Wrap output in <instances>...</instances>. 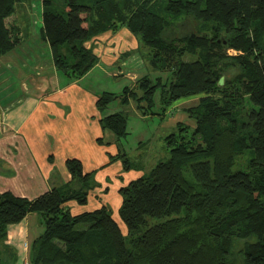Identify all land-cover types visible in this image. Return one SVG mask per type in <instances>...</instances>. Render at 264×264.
Here are the masks:
<instances>
[{
  "label": "trees",
  "instance_id": "trees-1",
  "mask_svg": "<svg viewBox=\"0 0 264 264\" xmlns=\"http://www.w3.org/2000/svg\"><path fill=\"white\" fill-rule=\"evenodd\" d=\"M23 1L0 0V56L22 42L16 6ZM42 1L41 36L69 77L97 62L86 41L126 26L158 74L142 76L123 101L129 96L154 112L159 92L164 113L178 99L199 100L186 109L194 124L179 123L165 137L169 157L119 189L126 233L107 206L71 212L67 202L86 204L98 182L69 158L63 186L32 199L0 191V242L10 225L38 212L44 231L31 246V264H264V0H166L159 8L154 0ZM186 15L201 33L167 38L173 18ZM115 97L101 94L99 109ZM101 124L128 134L124 112ZM112 158L132 166L126 153Z\"/></svg>",
  "mask_w": 264,
  "mask_h": 264
},
{
  "label": "crops",
  "instance_id": "crops-1",
  "mask_svg": "<svg viewBox=\"0 0 264 264\" xmlns=\"http://www.w3.org/2000/svg\"><path fill=\"white\" fill-rule=\"evenodd\" d=\"M23 5L21 27H27V32L20 27L22 56L17 51L19 45L2 56L5 59L1 63L17 78L4 74L0 81L4 89L0 94V191L35 198L68 183L71 174L66 160L78 158L84 172L95 171L98 185L90 190L86 204L75 200L67 202L71 212L79 214L107 206L120 223L119 209L123 199L119 189L146 172L140 162L134 164L131 161L122 142L126 135L118 137L112 130L104 129L101 118L124 112L128 120L124 104H130L135 112H140L131 97L123 101V93L128 88H135L147 72H125L122 63L132 50L141 46V42L127 27L94 36L85 42V46L97 55V62L81 77L71 78L57 67L49 42L41 36L43 19L38 38L27 42L33 32L30 30L31 14L26 3ZM45 44L50 54L47 61L40 53ZM62 51L67 52L64 47ZM120 78L130 82H122ZM115 81L117 83L112 85ZM104 92L114 93L117 97L99 109L97 101ZM198 100V96L185 97L170 107H174L175 113H187V124L193 125L186 109ZM184 103L187 105L182 108ZM179 123L185 122L174 118L170 126L177 129ZM100 138L103 141L100 142ZM120 152L129 157L130 169H124L121 158H112ZM148 155L151 156L149 152ZM43 231L42 217L36 212L28 213L21 222L10 225L7 237L0 242L2 263L29 264L31 246Z\"/></svg>",
  "mask_w": 264,
  "mask_h": 264
},
{
  "label": "rangeland",
  "instance_id": "rangeland-1",
  "mask_svg": "<svg viewBox=\"0 0 264 264\" xmlns=\"http://www.w3.org/2000/svg\"><path fill=\"white\" fill-rule=\"evenodd\" d=\"M58 2L57 0H55ZM155 3L154 5L156 7L162 6L164 3H166V0H154ZM26 3L29 12H30V30L33 32V37H28L27 42H33L36 38H38L37 32L40 30V25H41V17H42V6H43V1L42 0H26L23 1ZM23 2L17 4L16 9H17V15H18V20H17V25L21 27V22L23 18V13L24 11L22 10L24 5ZM22 4V5H21ZM23 11V12H22ZM22 12V13H21ZM20 14V16H19ZM28 18V17H27ZM173 24L172 26L166 31L165 35L167 38H175V37H181L184 35H190L193 32L201 33V30L199 29V25L196 23L195 20H193L191 17L186 16H180L178 18H173ZM24 26V25H23ZM122 26L119 29H122ZM23 28V27H21ZM27 27H24L23 29L25 30V33L27 32ZM118 29V30H119ZM202 30H205L203 28ZM22 34V32H21ZM44 45V44H43ZM21 45L17 48L18 53L22 56L21 53ZM62 47L67 50L69 47V44H64ZM228 54L233 55L237 54L238 51L234 49H228ZM42 55V59L48 60L50 54H49V49L45 44L44 50L40 51ZM5 55V54H4ZM2 55V56H4ZM0 56V57H2ZM193 57H191V54H186L184 59L189 60ZM5 57L0 58V81L3 80V75L5 76L9 75V77L12 78H17L16 74L13 75V71L8 70V68L5 65H2V60H4ZM124 63V64H123ZM122 63L123 70L125 72L131 71L134 72L135 74L140 72V71H145L147 73L150 72L153 76L155 74H158L156 70L153 69V67L150 65L148 56L146 55V51L142 46L136 47L134 50H132L129 55L126 56ZM237 73L236 69L233 70H228L226 71L225 75L228 77H233L234 74ZM8 77V76H7ZM163 77H166V74H163ZM121 80V78H120ZM122 82H130L127 79L121 80ZM117 82L115 81L116 84ZM3 86L2 83H0V94L3 91ZM160 99V94L159 92L156 93V104L154 105L153 111H147L145 112L144 109H138L140 112L133 110L131 108V105H126L124 104V109L127 112L128 116V130L129 134L123 137L122 142L129 151V157L131 161L134 164L141 163L143 167V171L147 172L151 169V167L159 160L161 159H166L169 157V147L168 144L166 143L165 137L169 135L172 132H175L177 129L175 127H171L170 124L172 122V119H179V120H184L185 124L188 123V116L186 117L187 113L183 112H177L175 113L174 107L168 106L166 108V111L162 113V105L159 101ZM190 103V102H189ZM185 105L187 103L182 104L181 107L185 108ZM173 112L175 114H173ZM183 113V114H182ZM173 114V115H172ZM144 141V142H142ZM142 144V146H141ZM148 152L151 154V156L148 155ZM154 153V154H153ZM78 159V158H77ZM242 158V160H244ZM238 165L236 164L234 169H236ZM38 213V212H36ZM39 214V213H38ZM40 215V214H39ZM119 217V216H118ZM120 223L122 227L124 228V232L126 233V226L120 219ZM30 264V263H29Z\"/></svg>",
  "mask_w": 264,
  "mask_h": 264
}]
</instances>
